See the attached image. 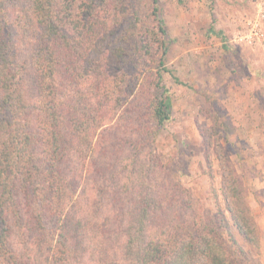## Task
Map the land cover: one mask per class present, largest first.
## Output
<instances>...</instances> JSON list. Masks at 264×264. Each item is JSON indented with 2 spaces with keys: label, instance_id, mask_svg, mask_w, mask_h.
Listing matches in <instances>:
<instances>
[{
  "label": "trees",
  "instance_id": "1",
  "mask_svg": "<svg viewBox=\"0 0 264 264\" xmlns=\"http://www.w3.org/2000/svg\"><path fill=\"white\" fill-rule=\"evenodd\" d=\"M120 1L124 18L138 14L134 0ZM151 1L162 65L167 32L158 0ZM105 4L0 0V264H252L234 237L233 229L243 230L233 210L230 220L211 217L158 157L143 158V137L151 148L156 133L133 126L132 110L160 127L171 104L158 73L148 102L136 106L129 98L133 78H123L124 71L149 51L132 19L114 34L120 23L107 18ZM14 23L33 27L27 56L14 40ZM101 68L100 81L94 75ZM80 79L94 89L95 106L107 109L104 120L117 106L131 117L113 147L114 164L108 160L85 175L80 157L82 167L93 157L90 137L99 126L90 131L73 95L61 92Z\"/></svg>",
  "mask_w": 264,
  "mask_h": 264
},
{
  "label": "rangeland",
  "instance_id": "2",
  "mask_svg": "<svg viewBox=\"0 0 264 264\" xmlns=\"http://www.w3.org/2000/svg\"><path fill=\"white\" fill-rule=\"evenodd\" d=\"M151 2L134 0L131 7L138 14L129 13L126 18L120 13V0H106L105 4L107 18L120 23L114 34L122 32L132 19L137 24V39L149 51L138 58L137 67L124 71L123 78H133L129 98L136 106L148 102L158 73L171 104L169 119L160 127L139 110H132L133 126L143 133L154 127L156 133L151 148L150 137L140 136L146 142L141 154L149 160L158 157L170 176L198 198L211 217L219 214L228 220V210H233L243 230L233 229L239 246L252 264H264V19L258 20L264 0H158L157 17L167 32L162 65V36L150 13ZM255 21L263 37L249 44L245 36ZM13 27L21 56L29 55L33 27L20 28L17 23ZM98 72L102 74L95 73L94 78L101 81L104 70ZM109 78L113 86V77ZM77 88L65 87L62 96L73 95L75 112L87 119L90 131L99 126L90 137L93 157L83 167L80 157L79 174L85 175L108 160L114 164L113 147L131 117L117 106L104 120L107 109L95 106L94 89L84 79Z\"/></svg>",
  "mask_w": 264,
  "mask_h": 264
},
{
  "label": "built area",
  "instance_id": "3",
  "mask_svg": "<svg viewBox=\"0 0 264 264\" xmlns=\"http://www.w3.org/2000/svg\"><path fill=\"white\" fill-rule=\"evenodd\" d=\"M258 17H259V21L261 22V20L264 19V10H261L259 11V14H258ZM260 27V24L258 21H255L253 22V24L250 25L249 27V32H248V35L245 36V39L247 40V42L249 44H253V41L255 40H261L263 35H262V32H261V28Z\"/></svg>",
  "mask_w": 264,
  "mask_h": 264
}]
</instances>
